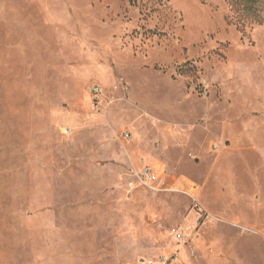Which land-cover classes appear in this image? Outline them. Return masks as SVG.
Masks as SVG:
<instances>
[{"label":"rangeland","instance_id":"374dc122","mask_svg":"<svg viewBox=\"0 0 264 264\" xmlns=\"http://www.w3.org/2000/svg\"><path fill=\"white\" fill-rule=\"evenodd\" d=\"M0 264H264V24L0 0Z\"/></svg>","mask_w":264,"mask_h":264},{"label":"trees","instance_id":"16d2710c","mask_svg":"<svg viewBox=\"0 0 264 264\" xmlns=\"http://www.w3.org/2000/svg\"><path fill=\"white\" fill-rule=\"evenodd\" d=\"M230 7L234 24L239 28L246 25L264 24V0H225Z\"/></svg>","mask_w":264,"mask_h":264},{"label":"built area","instance_id":"2783aa9c","mask_svg":"<svg viewBox=\"0 0 264 264\" xmlns=\"http://www.w3.org/2000/svg\"><path fill=\"white\" fill-rule=\"evenodd\" d=\"M95 91H96V89H95ZM140 179L147 186H151L156 181V176L154 174H151L148 169H145L141 173Z\"/></svg>","mask_w":264,"mask_h":264}]
</instances>
